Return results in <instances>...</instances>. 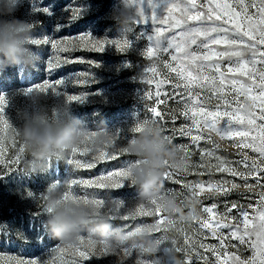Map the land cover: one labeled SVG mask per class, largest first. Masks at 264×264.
Segmentation results:
<instances>
[{
	"label": "snow or ice",
	"instance_id": "6c2138e0",
	"mask_svg": "<svg viewBox=\"0 0 264 264\" xmlns=\"http://www.w3.org/2000/svg\"><path fill=\"white\" fill-rule=\"evenodd\" d=\"M131 2L137 11L135 24L143 29L136 39L146 38L147 41V46L140 54L152 61L159 59L162 53L169 57L167 61L161 60L166 72H162L155 62L145 70L144 82L155 86L154 90L145 92L142 97L154 101V106H149L148 110L153 117L163 120L164 114L158 110L159 105H166L169 98L183 105L179 117L186 123L171 129L172 134L165 135V138L172 141L177 135L187 137L197 148L201 141L211 144V149L200 150L201 160L207 157L209 162L193 164L192 167L206 168L209 174L226 173L233 178L239 177L244 183L241 185L222 178L182 184L172 172H166L164 180L187 188L197 199L205 192L215 196H228L243 187L247 192L254 193L256 200L254 204L249 202L247 205L225 203L223 212L218 210L215 203L203 207L205 215L196 220L198 228L194 230L195 236L188 235L184 228H177L174 220H168L156 199L146 204L136 203L131 207H127L122 200L112 199L113 207L107 211L113 215L114 220L121 221L152 217L158 226L157 233L167 232L169 229L178 231L183 236L184 246H176L175 251L185 254L182 264H192L193 256L201 264H264V0ZM161 5L164 6L162 15L156 11ZM30 6L31 15L43 13L55 21V32L69 27L86 12V5L68 4L59 14H54L49 6H37L34 0H30ZM32 20L34 28L40 24L38 19ZM32 42L38 47L50 45L52 54L46 60V72L49 76L62 65L84 62L62 56L61 53L81 48L103 52L106 46H114L118 52L126 53L135 44L127 35L98 39L91 33L83 32L61 39L43 34ZM89 82L87 73H78L54 81L44 79L42 83H37L26 91H40L44 94L51 92L63 96L70 104H83L89 94H70L67 85H84ZM167 84L171 85V93L164 91V85ZM202 89H207L211 95H203ZM249 101L253 110L244 111V105ZM7 106V97L0 94V166L14 171L16 169L11 166L19 164L24 149L20 145L15 155L11 159L7 158L9 148H14L17 143L15 129L5 115ZM169 115L173 122L178 118L175 110ZM148 121L138 120L130 131L138 134ZM91 134L94 135V132ZM213 134L220 140L231 141L239 159L225 161L215 156L214 149L219 148V145L213 141ZM88 139L86 137L84 143L72 150L67 160L71 169H94L98 163L115 161L118 157L128 155L118 143L122 139L119 133L113 134L111 146H105L98 152H93L88 147ZM179 148L185 153L183 159L190 160L193 153L188 147L179 145ZM213 158L216 160L215 164L210 162ZM49 163L51 165V161ZM130 163L92 179L69 177L65 199L91 203L98 210H104L105 198L98 194L89 195L87 191L81 193L76 189H122L128 178L127 166ZM184 171L187 173L189 169L186 167ZM250 180L254 183H250ZM167 194H175L177 197L182 195L174 189L165 192ZM21 195L22 198L25 196L24 193ZM26 197L31 200L42 198L41 193L33 190L27 191ZM42 214L43 209L33 218ZM208 236L218 243L205 244L203 241ZM231 241L245 245L251 255L242 258L237 251H229V247L237 248ZM173 243L177 245L178 242L175 240ZM96 247L95 241L82 235L78 245L57 243L47 253V259H9L8 264H82L95 255ZM103 251L105 254H113L106 246ZM123 251L128 257H132L134 253L140 255L135 249ZM135 264L144 262L137 259Z\"/></svg>",
	"mask_w": 264,
	"mask_h": 264
},
{
	"label": "rangeland",
	"instance_id": "374dc122",
	"mask_svg": "<svg viewBox=\"0 0 264 264\" xmlns=\"http://www.w3.org/2000/svg\"><path fill=\"white\" fill-rule=\"evenodd\" d=\"M37 6H49L54 14H59L68 4L73 6L86 5L85 14L69 27L55 32V21L47 17L43 13H30V0H25L23 7L16 14L20 18L38 19L40 24L34 28V38L42 37L43 34L54 35L55 38L61 39L65 36H77L83 33H91L95 38H118L115 22L109 18L110 11L117 3V0H34ZM158 14L164 13V6L157 8ZM142 26L135 25L134 30L127 34L129 39L135 41L133 48L129 52H118L114 46H106L103 52H94L86 49H79L70 53H61L62 56L69 57L73 60H82L83 63L77 62L68 65H62L59 69L49 76L46 72V60L52 54L49 46H34L42 57L36 69L24 70L23 68L9 67L4 72L0 73V94H3L8 99V106L5 109V115L13 127H18L22 124L17 117V112L20 109L26 108L29 105L27 99L31 92L26 90L37 83H42L44 79L57 80L74 76L78 73H87L90 82L84 85L68 84L67 91L70 94L79 95L88 93V98L83 104H71L72 113L80 118L90 130H95L96 127L103 121L112 134L119 133L121 141H118L122 146L125 145L133 135L130 129L134 127L138 120H155L161 127L164 135H171V129L179 128L186 123L182 117H179V111L183 105L176 103L174 99L169 98L166 105L158 106V110L164 114L163 120L156 119L148 110L149 106H154L153 100L143 99L144 93L154 90V85H149L144 82L145 70L155 62L162 72H166L163 68L161 60L167 61L168 55L162 53L159 59L155 61L149 60L140 54V51L147 46L146 38H136L142 31ZM91 62V63H89ZM98 65V66H96ZM164 91L171 93L170 84L164 85ZM203 95H211L207 89L201 90ZM44 103L51 109L55 104L65 98L49 92L45 94ZM163 98V97H162ZM173 110L177 113V119L172 121L169 113ZM51 115V112H49ZM213 141L219 145V148L214 149L215 156L223 158L225 161H236L239 156L237 150L232 146V142L228 140H220L213 134ZM16 146L9 148L7 158L11 159L16 150L20 146V141L16 137ZM172 144L177 146L179 154L184 157V151L180 150L179 145H185L188 150L193 153L190 160H186L189 171H179L171 167L168 172H172L176 179L181 183H198L200 181L228 179L235 183L243 185V181L239 177L233 178L226 173L209 174L206 168H193V164H207L209 158L205 157L201 160V149H211L212 145L201 141L199 148L191 144L187 137L179 135L173 139ZM251 154V153H250ZM70 158V157H69ZM133 156L124 155L118 157L115 161H105L98 163L94 169L73 170L69 165L63 162L51 161V165L47 173L37 175H24L22 173V165H14V171H9L7 168L0 166V264H8L9 259L29 260L37 257L48 258L47 253L54 248L57 240L50 238L43 226L44 214L33 218L38 211H42V198L31 200L26 197L29 190L42 193L45 186L54 180L67 179L69 177L92 179L100 174H105L107 171L118 170L127 163L134 161ZM216 163L213 158L210 161ZM197 173H203L198 175ZM254 183V181H249ZM164 189L167 192L174 189L181 192L178 197L182 200L184 195L189 191L187 188H182L178 184H174L164 180ZM78 192L87 191L89 195L98 194L101 198H111L122 200L127 207L136 204L138 199V189L131 186L128 181L122 189L113 190H97V189H76ZM22 193L25 196L22 198ZM256 196L254 193L247 192L243 187L233 191L228 196H215L205 192L198 201L200 207V216L205 214L202 208L211 206L215 203L218 210L223 212L225 203L237 202L247 205L249 202L255 203ZM251 211V209H249ZM152 217H140L135 221L114 220V225H125L128 230L134 229L138 224L152 223ZM177 228H184L188 235L195 236V229L198 228L196 221L191 223H176ZM176 234L177 245L184 246L183 236L173 230ZM156 235H160L157 233ZM207 235V234H206ZM27 237V239H25ZM205 244H217L218 241L210 236L203 241ZM236 244L237 248L229 247V251H237L242 258H247L251 255L245 245H239L237 241H231ZM124 249L118 250L115 254H105L101 244L97 243L95 255L89 260L83 261L82 264H135L137 259L142 257L134 253L132 257L124 255ZM202 251V250H201ZM182 260H185L183 252L177 253ZM210 255V254H209ZM211 258V257H210ZM192 264H201L195 256L192 258Z\"/></svg>",
	"mask_w": 264,
	"mask_h": 264
},
{
	"label": "clouds",
	"instance_id": "9594fccd",
	"mask_svg": "<svg viewBox=\"0 0 264 264\" xmlns=\"http://www.w3.org/2000/svg\"><path fill=\"white\" fill-rule=\"evenodd\" d=\"M24 3L25 0H0V73L9 67L26 71L36 69L41 62L40 52L32 42L33 20L16 15ZM136 16V7L131 0H117L109 14L121 37L134 30ZM27 99L28 107L17 112L22 124L14 127L24 149L20 157L24 175L47 173L49 161L67 164L72 150L84 143L86 137L93 152L113 144V134L103 121L95 130H90L85 122L73 115L72 106L65 99L51 109L44 103L46 97L40 91H32ZM252 110L249 101L244 105V111ZM123 148L136 158L127 166V181L138 189L136 203L146 204L156 199L166 218L176 223L199 219V201L190 191L182 200L175 194L165 195L164 176L168 168L183 171L187 162L177 146L165 138L158 123L149 120ZM67 188L68 178L54 180L41 193L45 217L42 226L50 238L64 245H78L83 235L106 246L113 254L120 249H135L144 264H182L183 260L175 251L173 241L177 238L173 230L156 235L158 226L154 222L132 230L125 225H114V217L107 211L113 207L111 198L105 199L104 210H98L91 203L65 199Z\"/></svg>",
	"mask_w": 264,
	"mask_h": 264
}]
</instances>
